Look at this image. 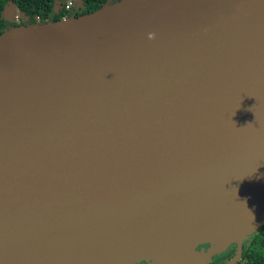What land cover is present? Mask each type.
<instances>
[{"label": "water", "instance_id": "water-1", "mask_svg": "<svg viewBox=\"0 0 264 264\" xmlns=\"http://www.w3.org/2000/svg\"><path fill=\"white\" fill-rule=\"evenodd\" d=\"M262 226L264 0L0 33V264H236Z\"/></svg>", "mask_w": 264, "mask_h": 264}, {"label": "trees", "instance_id": "trees-1", "mask_svg": "<svg viewBox=\"0 0 264 264\" xmlns=\"http://www.w3.org/2000/svg\"><path fill=\"white\" fill-rule=\"evenodd\" d=\"M15 5V9L23 12L21 17L30 16L33 20L39 18H45L50 16L52 12L53 0H12ZM86 3V10L84 13L94 11L105 3V0H84ZM5 0H0V11L5 4ZM57 17L53 19L57 20ZM41 22L34 23H45ZM4 29L0 33L8 30ZM233 254V248L227 252V256ZM236 264H264V226L258 229L251 236L247 237L243 243L241 260Z\"/></svg>", "mask_w": 264, "mask_h": 264}, {"label": "flooded vegetation", "instance_id": "flooded-vegetation-1", "mask_svg": "<svg viewBox=\"0 0 264 264\" xmlns=\"http://www.w3.org/2000/svg\"><path fill=\"white\" fill-rule=\"evenodd\" d=\"M5 4L0 11V32L4 29L10 28L12 26L18 25H27L32 24L34 22H41L42 20L48 22L52 20L54 17L57 19L74 16V15H82V13L86 10V3L84 0H53L52 12L50 16L45 18H37L33 20L30 16L21 17L23 12L15 9V5L12 0H5ZM118 0H105V3H111ZM70 2V4H69ZM13 6V7H12ZM209 245H200L196 247V250L202 252L203 250L208 249ZM233 248V254L227 256V252ZM235 254V245H231L224 252L220 254H216L212 257V260L207 264H226L228 260H230ZM137 264H148V262L141 261Z\"/></svg>", "mask_w": 264, "mask_h": 264}, {"label": "clouds", "instance_id": "clouds-1", "mask_svg": "<svg viewBox=\"0 0 264 264\" xmlns=\"http://www.w3.org/2000/svg\"><path fill=\"white\" fill-rule=\"evenodd\" d=\"M150 38H154V34H150Z\"/></svg>", "mask_w": 264, "mask_h": 264}, {"label": "built area", "instance_id": "built-area-1", "mask_svg": "<svg viewBox=\"0 0 264 264\" xmlns=\"http://www.w3.org/2000/svg\"><path fill=\"white\" fill-rule=\"evenodd\" d=\"M69 4H70V2H69Z\"/></svg>", "mask_w": 264, "mask_h": 264}]
</instances>
